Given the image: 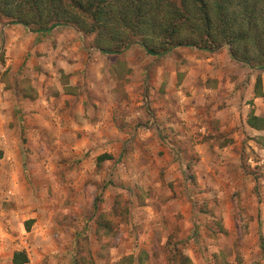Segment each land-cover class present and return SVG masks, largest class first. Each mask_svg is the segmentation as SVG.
<instances>
[{"label":"rangeland","instance_id":"obj_1","mask_svg":"<svg viewBox=\"0 0 264 264\" xmlns=\"http://www.w3.org/2000/svg\"><path fill=\"white\" fill-rule=\"evenodd\" d=\"M64 27L85 57L52 128L22 107L32 78L0 69V264H264V132L246 125L264 70L227 46L103 54Z\"/></svg>","mask_w":264,"mask_h":264},{"label":"trees","instance_id":"obj_2","mask_svg":"<svg viewBox=\"0 0 264 264\" xmlns=\"http://www.w3.org/2000/svg\"><path fill=\"white\" fill-rule=\"evenodd\" d=\"M0 23L33 33L71 26L93 36L103 54H121L134 44L155 57L181 47L215 53L227 46L234 61L264 70V0H0ZM255 93H263L260 76ZM248 125L264 131V118L252 110ZM260 244L264 251L261 231ZM28 263L25 251L14 252L12 264Z\"/></svg>","mask_w":264,"mask_h":264},{"label":"crops","instance_id":"obj_3","mask_svg":"<svg viewBox=\"0 0 264 264\" xmlns=\"http://www.w3.org/2000/svg\"><path fill=\"white\" fill-rule=\"evenodd\" d=\"M79 35L81 34L67 27H58L52 32L33 33L23 25L4 26L0 23V47L2 40L5 39L2 50L6 53L2 58L4 62H0V69L4 72L9 70L10 73L20 75L22 78H32L35 97L33 99L23 97L22 107L24 111L29 109L34 111L32 120L38 123L37 129L45 125L52 128L54 116L57 121L65 116L60 115V111L65 107L68 98L67 84L62 83L61 79L82 69V58L85 56H74V50L81 47ZM223 55L222 52L215 57L211 56L208 60L217 61ZM228 61L234 64L230 57ZM165 71L161 70L160 73L165 74ZM172 81L171 79L170 82ZM175 93L180 92L176 89ZM255 114L259 116L256 111ZM246 125L250 127L248 120ZM31 129L29 127L30 131H37Z\"/></svg>","mask_w":264,"mask_h":264}]
</instances>
